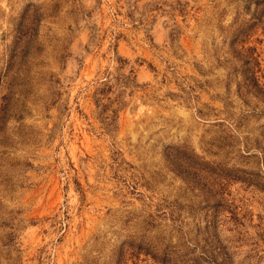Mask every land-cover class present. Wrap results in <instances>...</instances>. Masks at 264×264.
Masks as SVG:
<instances>
[{"label": "rangeland", "instance_id": "374dc122", "mask_svg": "<svg viewBox=\"0 0 264 264\" xmlns=\"http://www.w3.org/2000/svg\"><path fill=\"white\" fill-rule=\"evenodd\" d=\"M0 264H264V0H0Z\"/></svg>", "mask_w": 264, "mask_h": 264}]
</instances>
